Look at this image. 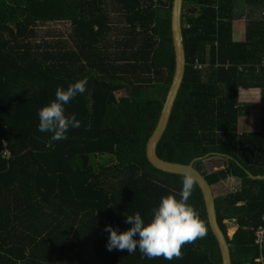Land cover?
Masks as SVG:
<instances>
[{
    "label": "trees",
    "instance_id": "trees-1",
    "mask_svg": "<svg viewBox=\"0 0 264 264\" xmlns=\"http://www.w3.org/2000/svg\"><path fill=\"white\" fill-rule=\"evenodd\" d=\"M171 3L0 0V264H221L197 183L188 203L207 234L184 245L182 259L106 247V226L124 232L137 212L148 223L161 197L180 198L184 175L145 154L174 69ZM61 21L66 32L43 34ZM181 32L183 78L156 153L205 176L231 264H261L264 110L257 129L238 131V95L264 94V0H182ZM85 77L86 92L64 106L81 127L46 147L38 110ZM133 102L138 112L152 103L141 124L122 108Z\"/></svg>",
    "mask_w": 264,
    "mask_h": 264
},
{
    "label": "clouds",
    "instance_id": "clouds-1",
    "mask_svg": "<svg viewBox=\"0 0 264 264\" xmlns=\"http://www.w3.org/2000/svg\"><path fill=\"white\" fill-rule=\"evenodd\" d=\"M87 83L85 77L70 84L66 90L57 87L55 99L38 110V130L51 133L46 147H51L53 141L67 139L66 133L70 128L81 127V121L75 114L65 115L64 106L78 94L85 93ZM240 109L241 106L239 112ZM195 184V177L186 173L182 180L180 198L177 199L174 195L161 197L158 207L151 210L152 219L148 223L137 212L126 217L125 222L131 224V227L124 232L118 233L111 226H106L105 231L109 233L107 250H127L131 254L138 249L142 258L163 257L168 261L182 259V247L207 234L205 222L188 203ZM137 234L139 239H134Z\"/></svg>",
    "mask_w": 264,
    "mask_h": 264
},
{
    "label": "water",
    "instance_id": "water-1",
    "mask_svg": "<svg viewBox=\"0 0 264 264\" xmlns=\"http://www.w3.org/2000/svg\"><path fill=\"white\" fill-rule=\"evenodd\" d=\"M181 11L182 0H172L170 10V30L174 51V69L156 125L146 141L145 154L148 162L157 169L182 175L187 173L195 177L196 183L202 194L208 225L219 247L221 264H231L228 242L225 234L219 227L214 206V195L205 176L193 166L192 161L188 163L169 161L161 158L156 153L157 142L169 120L185 68V51L181 32Z\"/></svg>",
    "mask_w": 264,
    "mask_h": 264
},
{
    "label": "rangeland",
    "instance_id": "rangeland-1",
    "mask_svg": "<svg viewBox=\"0 0 264 264\" xmlns=\"http://www.w3.org/2000/svg\"><path fill=\"white\" fill-rule=\"evenodd\" d=\"M241 21H236L235 22V26H234V36L237 38V35L238 36H242L243 35V27H241ZM239 25V31H237V27ZM68 23L66 21H61V22H53V23H49V24H46L44 26H42V29H44L43 31V34L45 36H60L58 34L59 31H63V32H66L67 29H68ZM250 89H247V88H241L240 91H239V95L238 97L240 98V96L244 95L243 98V103L244 104H247V105H251V106H255V98H252L251 95H249L248 91ZM246 95V96H245ZM125 99V97H123ZM245 99V100H244ZM135 105L136 103H126V104H122V108L125 112L126 115H131V110H133V117L135 118V121L138 123V124H141V122L144 120V117H145V113L147 111H153V107H152V103L150 102L148 104V106H145L143 107V111L142 112H138L136 111L135 109ZM240 112L239 113V116L241 114V117L238 119V131H241V130H248V129H257L258 125H255L253 122H250V119H255L258 121L259 120V117H260V113H257L255 115H248L250 113H252V111H249V110H246V109H243L242 108L240 109ZM248 113V114H247ZM244 115V116H243ZM130 117L131 119L134 120L133 117ZM206 163L209 164V166H206V167H209L210 169H216L218 167L221 166V164L219 165H211V162L207 161L206 160ZM228 180L229 179H226L225 182L226 185H228ZM220 189V188H219ZM228 228H227V234H231L232 232H234L235 228H236V224L235 223H228Z\"/></svg>",
    "mask_w": 264,
    "mask_h": 264
},
{
    "label": "crops",
    "instance_id": "crops-1",
    "mask_svg": "<svg viewBox=\"0 0 264 264\" xmlns=\"http://www.w3.org/2000/svg\"><path fill=\"white\" fill-rule=\"evenodd\" d=\"M240 26L243 27V23H241ZM237 31H239V25L237 27ZM234 32H235V30H234ZM243 34H244V31H243ZM242 36H238L237 35V38H242ZM248 93H249V95H251L252 98H255V102H254L255 103V106H251V105L244 104L242 102L243 101V98L242 97H244V95H242V96H240V98L238 97L239 104H240L242 110L243 109H246V110L252 111V113H250V114L247 113L250 116L255 115L257 113H260L261 114L262 110H264V94H261L259 91H255V90H249ZM239 113H241V112H239ZM240 117H241V114H240L239 118ZM250 122H253L255 125H258V127H259V123L256 120V118L255 119H250ZM248 130H251V129H248Z\"/></svg>",
    "mask_w": 264,
    "mask_h": 264
},
{
    "label": "built area",
    "instance_id": "built-area-1",
    "mask_svg": "<svg viewBox=\"0 0 264 264\" xmlns=\"http://www.w3.org/2000/svg\"><path fill=\"white\" fill-rule=\"evenodd\" d=\"M262 218H264V214L262 215ZM254 232H255V241L259 243L260 247H263L264 245V224H259L256 227ZM258 260L261 262V264H264V255L261 254Z\"/></svg>",
    "mask_w": 264,
    "mask_h": 264
}]
</instances>
